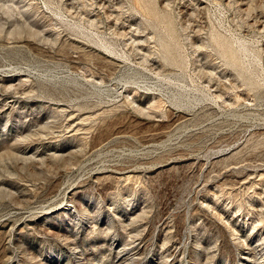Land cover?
I'll return each instance as SVG.
<instances>
[{"label": "rangeland", "instance_id": "1", "mask_svg": "<svg viewBox=\"0 0 264 264\" xmlns=\"http://www.w3.org/2000/svg\"><path fill=\"white\" fill-rule=\"evenodd\" d=\"M0 264H264V0H0Z\"/></svg>", "mask_w": 264, "mask_h": 264}]
</instances>
